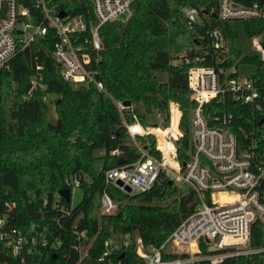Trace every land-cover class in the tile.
I'll return each mask as SVG.
<instances>
[{
	"label": "trees",
	"instance_id": "trees-1",
	"mask_svg": "<svg viewBox=\"0 0 264 264\" xmlns=\"http://www.w3.org/2000/svg\"><path fill=\"white\" fill-rule=\"evenodd\" d=\"M214 2L132 0L124 18L99 26L101 49L92 64L104 90L126 105L122 111L126 121L145 125L160 116L164 123L168 102L173 101L181 111L180 126L187 128L193 105L187 87L190 65H211L216 60L223 66L251 64L259 69L257 58L235 48L231 21L206 14L191 26L186 23L183 6L204 11ZM57 3L68 13L79 14L87 26L95 24L90 0ZM248 24L246 33L252 35L256 31ZM211 29L222 33V49H212L207 36ZM52 41V33H47L16 51L0 70V215L4 214L5 231L12 227L25 237L16 255L0 240V264L137 263L135 240L145 246L160 244L193 209L195 194L180 192L162 178L145 191L129 193L105 181L104 171L118 165V158L129 163L136 154L111 99L92 86L72 88L62 79L51 55ZM199 56H203L201 61L192 60ZM35 74H40L44 88L35 87L27 93L29 79ZM48 95L54 96V122L45 119ZM203 112L210 123L214 115L231 113L227 128L238 137L257 128L259 120L247 105L236 104L228 92L222 101L205 104ZM177 143L181 155L191 146L188 131ZM114 148L117 155L110 154ZM258 149L264 152V136L259 138ZM95 150L103 152L94 156ZM95 159L101 161L97 172L93 169ZM72 178L79 181V201L72 206L70 197L68 201L61 198L54 207V192L66 187L70 194L67 181ZM103 193L115 207L98 215ZM61 206L67 213L59 210ZM111 236L118 243L115 248L107 246ZM30 237L35 241L29 242ZM78 243L85 248L80 259L75 248ZM248 246H264V223H252ZM106 248L109 252L103 256ZM258 259L264 260V251L226 257L218 264H250Z\"/></svg>",
	"mask_w": 264,
	"mask_h": 264
},
{
	"label": "built area",
	"instance_id": "built-area-1",
	"mask_svg": "<svg viewBox=\"0 0 264 264\" xmlns=\"http://www.w3.org/2000/svg\"><path fill=\"white\" fill-rule=\"evenodd\" d=\"M90 1L95 24L87 26L79 14L58 8L57 0H0V70L6 67L16 51L52 33L51 55L60 67L62 79L72 88L92 86L111 99L136 154L129 163L122 161L106 169L105 181L122 191L124 186H128L130 192H139L149 189L158 178H162L180 192H194L196 202L193 209L160 244L145 246L140 239L135 240L140 261L134 264H197L199 261L218 264L226 257L264 251V246H248L252 223H264V152L258 149L259 138L264 136V73L261 71L264 65V0H215L204 11L190 5L181 8L190 26L206 14L231 23L240 21L245 33L248 22V27L256 32L252 35L246 33L253 51L246 55L260 61L257 70L251 64L223 66L215 60L216 57L211 65H190L187 68V87L193 105L189 109L185 131L179 123L181 111L171 101L167 105L164 123L155 118L153 122L142 125L122 117L126 105L104 90L92 61L94 63L98 59L101 49L99 26L124 18L132 0ZM59 11L64 15L59 16ZM207 36L213 50L222 49L223 35L219 30H208ZM202 59L203 56L192 58L194 61ZM184 61L188 62V59ZM40 68V65L35 66L37 70ZM29 83L27 93L35 87L44 88L40 74L31 76ZM226 92L231 94L236 104L247 105L250 114L259 118L257 128L243 131L242 137L227 128L232 120L231 113L214 115L210 123L203 112L205 104L222 101ZM186 131L191 146L182 148L183 153L179 155L177 141ZM110 154L117 155L118 149H112ZM67 182L71 189L78 187L77 178ZM54 196L58 200L55 201ZM60 199L55 191L52 205L57 207ZM112 206L103 193L100 208L108 211ZM59 210L67 213L62 206ZM4 225V214H1L0 240L12 255H16L25 237L12 227L5 231ZM82 235L80 232L79 236ZM28 241L34 242L35 238L30 237ZM41 243L45 244V239ZM116 244L107 240L110 248L117 247ZM75 248L80 259L85 248L80 243ZM108 252L106 248L102 255ZM250 264H264V260H253Z\"/></svg>",
	"mask_w": 264,
	"mask_h": 264
},
{
	"label": "rangeland",
	"instance_id": "rangeland-1",
	"mask_svg": "<svg viewBox=\"0 0 264 264\" xmlns=\"http://www.w3.org/2000/svg\"><path fill=\"white\" fill-rule=\"evenodd\" d=\"M232 29L235 33V38H234V46L236 49H238L242 54H252L253 51L250 47V42L249 39L244 31V28L241 24L240 21H233L231 23ZM261 71L264 73V65L261 67ZM162 78V77H161ZM53 99L54 96L48 95L46 98L47 104H46V113H45V119L48 120L49 122H54L56 119L55 111H54V104H53ZM173 102V101H171ZM155 118H160V116H156ZM102 150H95L93 152L94 156H100L102 154ZM101 168V161L98 159H95L93 162V169L94 171H99ZM185 188H183L184 190ZM81 196V191L79 188H72L70 190V205H75ZM54 200H58L57 196H54ZM115 204L110 208L108 211H104L101 208L97 207L96 209V214H101V213H107L110 212L114 209ZM115 236H111L110 240L115 242ZM118 244V243H117ZM116 244V245H117ZM118 246V245H117Z\"/></svg>",
	"mask_w": 264,
	"mask_h": 264
},
{
	"label": "water",
	"instance_id": "water-1",
	"mask_svg": "<svg viewBox=\"0 0 264 264\" xmlns=\"http://www.w3.org/2000/svg\"><path fill=\"white\" fill-rule=\"evenodd\" d=\"M58 15H59V16H63V15H64V12H63V11H59V12H58ZM122 17H123V16H122ZM182 130L185 131V128H182ZM117 163H118V164L122 163V160H121L120 158H118V159H117ZM116 183H117L118 185H120V182H119V181H117ZM123 190H124V192H126V193H129V192H130V189H129L128 186H124V187H123ZM56 192H57V194H58V195H59L64 201H68V200H69L70 194H69V190H68V188H66V187H62V188H59ZM209 251H213V249H212V248H209Z\"/></svg>",
	"mask_w": 264,
	"mask_h": 264
}]
</instances>
